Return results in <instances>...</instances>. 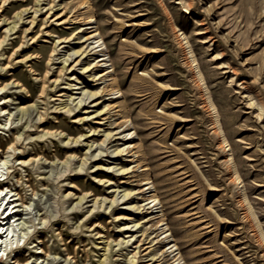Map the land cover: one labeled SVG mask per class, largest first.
Instances as JSON below:
<instances>
[{
	"label": "rangeland",
	"instance_id": "1",
	"mask_svg": "<svg viewBox=\"0 0 264 264\" xmlns=\"http://www.w3.org/2000/svg\"><path fill=\"white\" fill-rule=\"evenodd\" d=\"M96 28L102 40L86 43L95 54L63 71V60L82 48L78 36ZM103 41L113 67L94 68L103 75L95 85L83 67L98 60ZM18 82L39 90L28 93ZM0 84V158L9 162L2 180L13 189L0 212L9 207L3 218L15 215L5 237L21 247L12 257L130 264L147 235L152 242L137 264H264V0H0ZM100 88L103 97L87 96ZM98 102L108 105L103 115ZM73 114L88 116L85 127ZM88 128L97 132L74 143ZM129 130L133 139L114 140ZM111 131L121 134L110 140ZM230 152L241 182L233 179ZM122 167L129 173L110 174ZM153 195L162 208L150 203L143 215L118 217ZM3 254L0 264L10 263Z\"/></svg>",
	"mask_w": 264,
	"mask_h": 264
},
{
	"label": "bare ground",
	"instance_id": "2",
	"mask_svg": "<svg viewBox=\"0 0 264 264\" xmlns=\"http://www.w3.org/2000/svg\"><path fill=\"white\" fill-rule=\"evenodd\" d=\"M61 5V4H60ZM64 8H65V6H63L61 9L62 10H64ZM55 9V6L54 5H52V4H50V8L46 11V13H47V16H49L52 12H53V10ZM41 9H36L35 11L36 12H38V11H40ZM61 15H63V14H60L58 17H60ZM96 22V20L95 19H91V21H90V24H93V23H95ZM34 23V22H33ZM98 30H97V28H96V30H95V34H93L92 36H90V37H85V36H78V38H77V42H76V44H79V45H81L82 46V48H80V49H78V50H74V53L73 54H70L67 58H65L64 60H63V68H62V70L63 71H65V72H68V71H74V69H75V67H74V65L73 66H71L72 65V63L73 62H75L76 60V58H79V57H81L82 59H87L90 55H91V53H92V55L93 54H95V52H92V51H94V48L95 47H91L90 48V44H88V45H86V43L90 40V39H96V40H98L99 39V41L98 42H100L101 40H102V37L101 36H99V33L97 32ZM81 32V30H78V32L77 33H80ZM182 35V34H181ZM97 36L99 37L98 39H97ZM183 37V36H182ZM67 39V38H66ZM187 39V38H186ZM60 40V39H59ZM184 40V39H183ZM67 42H69V40L67 41ZM2 43V42H1ZM55 43V42H54ZM58 46L59 45H57V42L54 44V47H53V51H55V50H57V48H58ZM188 46V45H187ZM98 47H101V49L99 50V51H101L102 53L100 54V55H98V60H97V58L95 59V60H93V62H91V63H89L88 65H86V66H84L83 67V71L84 72H91L90 73V75H88L89 77H90V82H94V83H96L95 85H98V84H101L100 83V81L102 80V77H103V75H99V73H96V72H93V70H94V68H96V67H106V68H111V67H113V64H111L110 63V59H108V57H107V54L105 53V50H106V47H105V43H104V41L103 42H101L100 44H98ZM189 47H190V45H189ZM90 48V49H89ZM190 52H191V54H193V51H191V49L189 50ZM190 55V54H189ZM194 55V54H193ZM75 57V58H74ZM74 58V59H73ZM50 59L51 58H49V61H50ZM193 59V62L195 63L196 62V58H192ZM97 60V61H96ZM39 61H41V60H39ZM82 61L81 60H78L77 61V63H81ZM99 63H101V64H99ZM99 64V65H98ZM196 64V63H195ZM196 69H197V75L196 76H198V78L200 79V81H201V83L203 84V86H204V88H205V92L208 94L209 93V89H208V87L206 86V84H205V79H204V76H203V74H202V72L198 69L199 67H198V65L196 64ZM31 69V71L32 72H36L35 71V69H33V68H30ZM47 76V73L46 74H44V75H42V78H41V80L43 81L44 79H45V77ZM16 81V80H15ZM18 84L20 85V86H22V88L23 89H25V90H27V92L28 93H30V92H36L37 90H39V89H36L34 86H30V87H27V86H25V84H20V82H18ZM91 84V83H90ZM2 84H0V86H1ZM4 87H2L1 88V90L3 89ZM72 89H75V88H72ZM76 89H79V88H76ZM42 92L44 93L45 91L42 89ZM103 93H104V90L101 92V88L100 89H98V90H96V91H89L88 92V95L85 93V95H87V96H89V98H94V100H97V99H99L100 97H103L104 95H103ZM116 93H120V95H122L123 93L120 91V90H117L116 92H114V94H116ZM30 96V95H29ZM86 96V97H87ZM208 96V95H207ZM210 96V95H209ZM119 96L117 95V96H115V98H118ZM30 98V97H29ZM71 99H72V94H71ZM75 99H77V98H74V100ZM73 100V101H74ZM208 100H209V98H208ZM251 100H252V98H251ZM82 102H84L83 101V99H81L80 100V102H76L75 104H76V106L77 107H75V108H68V110L67 111H69V113H72L73 111H76V109L77 108H79L80 106H82ZM211 102V106H213V108L215 109V107H214V104H213V102L212 101H210ZM68 103V102H67ZM255 102H251V104H254ZM257 103H258V101H257ZM85 104V103H84ZM68 104H66V106H67ZM65 106V107H66ZM95 106H97V108H100V106H102V109H100V111H98V115H103V114H105L106 112L105 111H107L109 108H108V105H103V103L102 102H98L97 104H95ZM258 106V105H257ZM64 107V108H65ZM63 108V109H64ZM212 108V107H211ZM2 109V108H1ZM81 109H86L85 108V106L84 107H82ZM260 109H261V111H262V109H263V107H262V105H260ZM99 110V109H98ZM1 111V110H0ZM84 113H88V112H84ZM216 113V125H217V130H218V134L220 135V137H221V140H222V143L226 146V147H228L229 148V142H228V140H227V138H226V136H225V133H224V130H223V128H222V125H221V122H220V117H219V114L217 113V112H215ZM73 115H75V117H74V119H73V122L74 123H80L81 122V125H82V127H85V122L88 120V116L87 117H83V118H78L77 117V115L76 114H73ZM88 133H82L80 136H79V138L74 142V143H78L79 141H80V139L82 138V137H84V136H92V135H94L96 132H97V130L96 129H93V128H91V129H89L88 128V131H87ZM121 133L120 132H113V131H111V132H108V133H106V138H108V139H113L116 135H120ZM133 133L129 130V133H128V135H124V136H117L116 138H114V140H119V139H122V140H127V142L132 138L133 139ZM16 137V136H15ZM128 137V138H127ZM71 139V138H70ZM69 139V140H70ZM74 140H75V138H74ZM73 140V141H74ZM19 141V138H14V140L12 141L11 140V142H10V145H9V149L10 148H14V143H16V142H18ZM105 141V140H104ZM70 142H71V140H70ZM127 142H125V143H127ZM95 143V141H93L92 142V146H93V144ZM4 146V143L3 142H1L0 141V153H2L3 151H2V147ZM89 146V145H88ZM92 146H91V148H92ZM131 146H128L127 148H125V147H122V148H119V149H117V151H116V154H115V157H117V158H119L120 156H125L126 154H124V151H126V149H129ZM231 150V148H229V151ZM4 154H9V151H7V152H4ZM0 156H1V154H0ZM95 157V155H92V157ZM97 157V156H96ZM121 158V157H120ZM6 159H4L3 157L2 158H0V210H1V208L3 207V204H4V202H5V200H6V198H7V195H8V192L7 193H5L7 190H9V186H6L4 183V181L5 180H2V177L6 174V173H4L2 170H1V168H3L5 165H7L9 162H8V160H6ZM229 160H230V163H231V165H232V170H233V179L235 180V182H241V176H240V174H239V171H238V169H237V164H236V161L234 160V158H233V154L230 152L229 153ZM10 168V167H9ZM8 169V168H7ZM127 169H129V168H119L118 170H113L112 172H110V174L111 173H115V171L117 172H120V174L119 175H125V174H127V173H129V170H127ZM100 172H102L101 174H105V170H101ZM9 174V173H8ZM107 174V173H106ZM9 175H11V174H9ZM9 175H8V177H9ZM7 177V178H8ZM97 178V177H96ZM6 179V178H5ZM99 179V181L100 182H105V183H109V184H113V182H112V179H103V178H98ZM19 181L20 180H18V183H19ZM152 187H154L153 185L152 186H150V187H148L147 189L148 190H150ZM33 188V187H32ZM34 189H35V187H34ZM36 190V189H35ZM13 191V189H11V190H9V193H11ZM153 191H155V190H153ZM150 193L152 192V190L151 191H149ZM5 193V195L3 196V194ZM16 195V194H15ZM17 195H19V194H17ZM134 195H135V193H133L132 191H127L126 193H124V197H128V201H130V200H135V199H133V198H135L134 197ZM14 196V195H13ZM152 198V199H151ZM19 199L20 200H23L22 199V197L21 196H19ZM106 200V199H105ZM148 200H151L150 202L148 201ZM245 200H247V199H245ZM14 201L15 200H13L12 202L11 201H9V202H7L6 203V206L7 205H12V204H14ZM117 200L116 199H114L113 200V203H115ZM142 201H147L145 204H136V205H132V206H130V207H127V208H125L123 211H124V215H120V216H118L120 219H126V220H128V219H131V218H129L130 216H129V214L131 215V213L132 214H136V215H139V214H145V213H147V211H148V209H149V207H147V205H149L150 203H154L153 204V207H156V209H159V208H162V202H161V200L157 197V195H153L152 197H150V198H148V199H146V200H142ZM22 204H24V203H22ZM249 204V203H248ZM103 205V204H102ZM5 206V207H6ZM13 208H15V206L13 207ZM150 208H151V206H150ZM8 209H9V207L8 208H4L3 209V211L2 212H0V220H6V219H8V222H6L5 224H2V223H0V253H4V254H6V257H5V260H8L9 258H11L12 257V254L15 252V251H17L18 249H20L21 247H19L18 245L17 246H15V243H9L8 241H7V238H8V235H7V237H5V235H6V233L7 232H11V230L14 228V223H11L10 221H11V219L12 218H15V215L13 216V214H12V211L5 217V218H3V216L8 212ZM162 211V210H161ZM128 214V215H127ZM143 218V222L145 223V222H147L148 221V219H147V217L145 216V217H142ZM141 222H138L136 225L138 226V225H140L139 227H141V228H143L142 226H141V224H140ZM7 226V227H6ZM162 226H165V225H163L162 224ZM164 231H163V233L165 234V237L166 238H168L169 239V242H168V245H170V249H173L174 248V250H172V252H174L175 250H178L179 249V247H178V245H177V243H176V239L174 238V236H173V234H172V232H171V228L169 227V225H167L166 224V227L163 229ZM140 231H142V230H140ZM65 234V233H64ZM145 234V232H143V234L141 235V236H143ZM10 235V234H9ZM261 236H262V239L264 240V233L263 232H261ZM61 238V237H60ZM62 239V238H61ZM60 239V240H61ZM148 239V236L146 235V237L144 238V239H142V240H140L139 239V242H140V246L138 247V249L136 248V251L134 252V254L132 255V257L130 258V264H137V262H138V260H139V258H138V254L139 253H141V247H143V246H145V248L144 249H146V248H148V246L147 245H145L146 243H151L152 241H149V242H146V240ZM9 240V239H8ZM62 241V240H61ZM10 242H12V241H10ZM143 242V243H142ZM19 243V242H18ZM17 243V244H18ZM26 243V242H25ZM20 244V243H19ZM172 244V245H171ZM15 246V247H14ZM180 252H178V254H179ZM4 254H3V256H4ZM46 255H47V253H46ZM3 256H2V258H3ZM109 258V257H108ZM108 258H106V259H108ZM30 263V261H29V259H19V258H17V257H12L11 258V261H10V263L8 262L7 264H29ZM103 263H105V259L103 260ZM183 264H185V262L183 263Z\"/></svg>",
	"mask_w": 264,
	"mask_h": 264
}]
</instances>
